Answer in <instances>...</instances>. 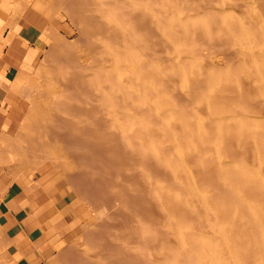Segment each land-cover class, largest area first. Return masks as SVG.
Listing matches in <instances>:
<instances>
[{
    "label": "rangeland",
    "instance_id": "obj_1",
    "mask_svg": "<svg viewBox=\"0 0 264 264\" xmlns=\"http://www.w3.org/2000/svg\"><path fill=\"white\" fill-rule=\"evenodd\" d=\"M98 1L0 0V56L43 30L13 142L49 264H264V0Z\"/></svg>",
    "mask_w": 264,
    "mask_h": 264
},
{
    "label": "crops",
    "instance_id": "obj_2",
    "mask_svg": "<svg viewBox=\"0 0 264 264\" xmlns=\"http://www.w3.org/2000/svg\"><path fill=\"white\" fill-rule=\"evenodd\" d=\"M30 26L36 32L22 29L11 38L13 48L0 56V264H49L57 244L66 243L70 235L64 214L52 206L55 200L40 189L43 178L37 173L47 169L25 164L13 142L14 129L26 116L24 96L33 89L36 61L45 50L42 28ZM2 125L10 131H2ZM31 172L39 182L29 177Z\"/></svg>",
    "mask_w": 264,
    "mask_h": 264
},
{
    "label": "bare ground",
    "instance_id": "obj_3",
    "mask_svg": "<svg viewBox=\"0 0 264 264\" xmlns=\"http://www.w3.org/2000/svg\"><path fill=\"white\" fill-rule=\"evenodd\" d=\"M98 2H101V3H99V4H102V1H101V0H99ZM236 2H237V1H236ZM97 4H98V3H97ZM180 7H181V6H180ZM188 7H189V6H188ZM249 11H250V10H249ZM251 11H252V10H251ZM96 12H98V10H97ZM98 15H99V19H105V20H106V19H108V17H109V16H108V12H105V11H102V10H100V11L98 12ZM98 15H97V16H98ZM109 15H110V14H109ZM92 16H94L93 13H92ZM95 16H96V15H95ZM95 16H94V17H95ZM89 17H90V16H89ZM94 17H93V18H94ZM87 18H88V17H87ZM95 18H96V17H95ZM88 19H89V18H88ZM96 19H97V18H96ZM158 19H159V18H158ZM154 20H155V19H154ZM154 20H153V21H154ZM158 28H159V27H158ZM164 30H165V29H164ZM216 38H217V37H216ZM217 41H218V40H217ZM221 44H222V43H221ZM224 44H225V43H224ZM218 47H219V46H218ZM224 51H225V50H224ZM128 82H129V81H128ZM207 83H208V82H207ZM228 88H229V87H228ZM41 89H42V88H41ZM230 89H231V88H230ZM223 90H224V89H223ZM226 90H228V89H226ZM226 90H225V91H226ZM220 91H221V90H220ZM231 91H232V90H231ZM217 93H218V92H217ZM205 96H206V95H205ZM208 97H209V96H208ZM240 97H241V96H240ZM211 98H212V97H211ZM218 98H219V97H218ZM220 98H221V97H220ZM225 98H226V97H225ZM225 98H224V99H225ZM221 99H222V98H221ZM221 99H220V100H221ZM241 99H243V98H241ZM248 101H249V100H248ZM212 102H213V101H212ZM230 102H231V101H230ZM240 102H242V101H239L238 103H240ZM215 103H216V101H215ZM217 103H218V102H217ZM227 103H228V102H227ZM243 103H244V101H243ZM253 103H254V102H253ZM213 104H214V103H213ZM213 106H214V105H213ZM241 106H242V105H241ZM222 107H223V106H222ZM229 107H230V106H229ZM215 108H216V107H215ZM262 108H263V107H262ZM219 109H220V108H219ZM228 109H229V108H228ZM261 110H262V109H261ZM197 111H198V110H197ZM230 111H231V110H230ZM235 111H236V110H235ZM235 111H234V113H235ZM237 111H238V110H237ZM237 111H236V112H237ZM240 113H241V112H240ZM70 114H71V113H70ZM235 114H236V113H235ZM222 116H223V115H222ZM260 127H261V126H260ZM262 127H263V126H262ZM239 128H240V127H239ZM262 129H263V128H262ZM249 130H250V129H249ZM249 130H248V131H249ZM232 131H233V130H232ZM257 131H259V130H257ZM261 131H262V130H261ZM261 131H259L258 133H260ZM239 132H240V131H239ZM242 132H244V131H242ZM255 132H256V131H255ZM237 133H238V132H237ZM240 133H241V132H240ZM258 136H259V134H258ZM261 136H262V135H261ZM244 137H245V136H244ZM235 138H236V137H235ZM248 138H249V140H250V137H248ZM237 139H238V138H237ZM237 139H236V140H237ZM239 139H240V138H239ZM259 139H260V138H259ZM239 141H240V140H239ZM239 141H238V143H239ZM251 141H252V140H251ZM248 142H249V141H248ZM211 148H212V147H211ZM227 149H228V148H227ZM262 150H263V149H262ZM253 151H254V150H253ZM214 152H215V151H214ZM227 152H228V151H227ZM259 153H260V152H259ZM252 156H253V155H252ZM251 161H252V160H251ZM263 162H264V161H263ZM247 176H248V175H247ZM220 181H221V180H220ZM240 185H241V184H240ZM203 189H205V188H203ZM206 189H207V188H206ZM246 190H247V189H246ZM252 193H253V192H252ZM254 195H255V194H254ZM262 195H263V194H262ZM262 195H260V196H262ZM253 197H254V196H253ZM246 199H247V198H246ZM261 200H262V199H261ZM252 202H253V201H252ZM224 203H225V202H224ZM259 203H260V202H259ZM263 204H264V203H263ZM215 206H216V205H215ZM214 209H215V208H214ZM235 211H236V210H235ZM235 211H234V212H235ZM236 212H237V211H236ZM104 215H105V214H104ZM100 216H101V215H100ZM219 218H220V217H219ZM109 222H110V221H109ZM238 223H239V222H238ZM234 224H236V222H235ZM234 224H233V225H234ZM253 226H254V225H253ZM237 227H239V226L237 225ZM237 227H235V228H237ZM243 227H244V226H243ZM235 228H234V229H235ZM239 229H240V227H239ZM239 229H236V231H238ZM246 229H247V228H246ZM242 230H243V228H241V231H242ZM108 231H109V230H107V232H108ZM239 231H240V230H239ZM244 231H245V229H244ZM246 231H247V230H246ZM104 233H105V232H104ZM237 233H238V232H237ZM232 236H233V235H232ZM261 246H262V245H261ZM258 259H260V258H258ZM254 260H255V259H254ZM262 261H263V260H262ZM254 262H255V261H254Z\"/></svg>",
    "mask_w": 264,
    "mask_h": 264
}]
</instances>
